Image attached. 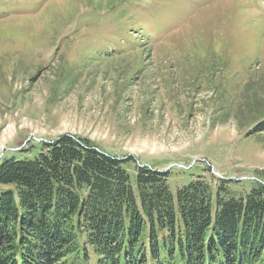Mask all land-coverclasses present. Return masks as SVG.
Instances as JSON below:
<instances>
[{
	"label": "rangeland",
	"instance_id": "374dc122",
	"mask_svg": "<svg viewBox=\"0 0 264 264\" xmlns=\"http://www.w3.org/2000/svg\"><path fill=\"white\" fill-rule=\"evenodd\" d=\"M262 126L264 0H0V160L73 135L245 195Z\"/></svg>",
	"mask_w": 264,
	"mask_h": 264
},
{
	"label": "trees",
	"instance_id": "16d2710c",
	"mask_svg": "<svg viewBox=\"0 0 264 264\" xmlns=\"http://www.w3.org/2000/svg\"><path fill=\"white\" fill-rule=\"evenodd\" d=\"M42 142L0 160V264H264V183L199 176L174 194L171 171L88 138Z\"/></svg>",
	"mask_w": 264,
	"mask_h": 264
},
{
	"label": "bare ground",
	"instance_id": "6f19581e",
	"mask_svg": "<svg viewBox=\"0 0 264 264\" xmlns=\"http://www.w3.org/2000/svg\"><path fill=\"white\" fill-rule=\"evenodd\" d=\"M11 132V129L9 128L8 130H7V133H10Z\"/></svg>",
	"mask_w": 264,
	"mask_h": 264
},
{
	"label": "water",
	"instance_id": "95a60500",
	"mask_svg": "<svg viewBox=\"0 0 264 264\" xmlns=\"http://www.w3.org/2000/svg\"><path fill=\"white\" fill-rule=\"evenodd\" d=\"M167 172V171H166Z\"/></svg>",
	"mask_w": 264,
	"mask_h": 264
}]
</instances>
